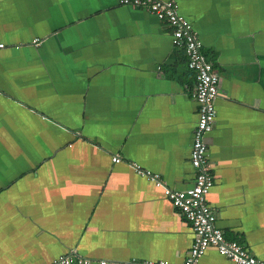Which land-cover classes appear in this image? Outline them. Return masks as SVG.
<instances>
[{"label": "crops", "instance_id": "obj_1", "mask_svg": "<svg viewBox=\"0 0 264 264\" xmlns=\"http://www.w3.org/2000/svg\"><path fill=\"white\" fill-rule=\"evenodd\" d=\"M177 2L221 77L216 226L264 261V0ZM0 43V264L181 263L191 225L134 168L194 183L196 79L170 25L123 0H3Z\"/></svg>", "mask_w": 264, "mask_h": 264}, {"label": "built area", "instance_id": "obj_2", "mask_svg": "<svg viewBox=\"0 0 264 264\" xmlns=\"http://www.w3.org/2000/svg\"><path fill=\"white\" fill-rule=\"evenodd\" d=\"M3 0H0V5ZM123 4L141 9L156 16L170 25L174 47L184 50L187 66L195 74L194 100L198 106V121L194 130L190 161L194 169V183L186 190H177L163 183L159 174L134 168L137 173L157 187L162 188L165 197L190 223L193 231V244L186 258L178 264H199L208 249L214 248L223 257L236 264H264L249 249L237 240L226 238L222 229L216 226V215L209 205L208 195L214 184L213 167L209 158L206 138L214 130L217 109L216 102L220 96L221 77L211 61L203 52V43L192 23L180 14L177 0H123ZM36 45L40 41H34ZM5 48L0 43V49ZM1 94V92H0ZM119 163L121 159L114 157ZM90 258L77 255H62L52 264H93ZM100 264H108L100 261ZM119 264H175L167 260L160 261H125Z\"/></svg>", "mask_w": 264, "mask_h": 264}]
</instances>
